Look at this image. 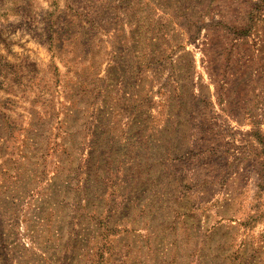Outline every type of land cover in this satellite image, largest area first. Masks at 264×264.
Here are the masks:
<instances>
[{
    "label": "rangeland",
    "instance_id": "374dc122",
    "mask_svg": "<svg viewBox=\"0 0 264 264\" xmlns=\"http://www.w3.org/2000/svg\"><path fill=\"white\" fill-rule=\"evenodd\" d=\"M0 264H264V0H0Z\"/></svg>",
    "mask_w": 264,
    "mask_h": 264
}]
</instances>
